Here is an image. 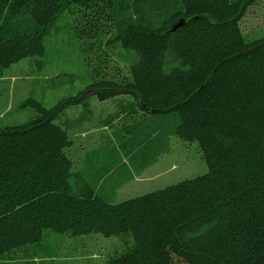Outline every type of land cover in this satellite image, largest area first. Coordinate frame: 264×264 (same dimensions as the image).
Instances as JSON below:
<instances>
[{"label": "trees", "instance_id": "trees-1", "mask_svg": "<svg viewBox=\"0 0 264 264\" xmlns=\"http://www.w3.org/2000/svg\"><path fill=\"white\" fill-rule=\"evenodd\" d=\"M257 1L0 0V78L42 56L68 13L89 93L130 96L140 116L118 130L129 136L123 158L98 149L76 169L73 139L56 120L86 96L51 107L22 100L28 119L0 126V264L45 229L130 232L132 247L104 264H264V34L246 39L239 26ZM171 134L197 142L207 171L113 201L133 174L123 159L141 161L138 173Z\"/></svg>", "mask_w": 264, "mask_h": 264}, {"label": "rangeland", "instance_id": "rangeland-1", "mask_svg": "<svg viewBox=\"0 0 264 264\" xmlns=\"http://www.w3.org/2000/svg\"><path fill=\"white\" fill-rule=\"evenodd\" d=\"M245 13L239 26L246 35V39L262 36L264 34V0H258ZM70 18L68 13H64L57 19L44 40L45 52L42 56L25 57L4 69L3 77L0 78V126L28 119L31 108L19 105L29 96L42 102L45 107H51L60 98H68V96H86L84 99L89 104L97 99L93 98L87 89V84L91 80L88 71L90 68L83 59L78 29ZM60 73L65 74L63 78L53 79ZM102 103L103 106L99 111L112 107L116 118H113L108 129H98L92 133V145L99 146L98 148L109 146L114 140L115 143L125 141L129 137L126 133L119 131L120 134H114L113 130L123 127L124 125H121L123 121H127L126 123L132 126L135 122L131 121L136 118L135 111H137L136 103L126 95H119ZM82 105L83 103L80 102L73 105L71 109L67 108L56 122L63 126L66 121L68 125L74 124L75 112L80 110ZM171 118L176 119V115ZM97 121V118L92 121L95 127H99ZM68 129L70 137L75 141L74 129ZM168 138L161 149L156 148L143 160L144 165L154 161L157 163L151 173L153 177H145L143 180L129 183L127 188L130 189L124 187L117 191L113 201L140 195L207 171V165L202 159L197 142L183 141L176 134H171ZM73 150V148L70 149L75 158ZM123 160L133 173L136 172L132 162H128L127 158ZM140 163L141 161L134 166H139ZM43 231L44 235L38 243L15 249L12 253L13 259L4 264H104L116 253L131 248L133 244L130 232L105 236L94 232L69 235L49 229ZM175 261L174 264H180L177 259Z\"/></svg>", "mask_w": 264, "mask_h": 264}, {"label": "crops", "instance_id": "crops-1", "mask_svg": "<svg viewBox=\"0 0 264 264\" xmlns=\"http://www.w3.org/2000/svg\"><path fill=\"white\" fill-rule=\"evenodd\" d=\"M102 102H105V100L99 101L96 99L95 102H92L90 104L86 100L83 101L82 102L83 105H82L81 109L77 110L75 112L76 113L75 117H74L75 123L72 125H68L69 123H68V121H66V123L64 124L66 127L62 125L67 130H69L68 128H73L74 132L76 133V136L74 135L76 140L74 141V139H73V145L71 147V149L72 148L74 149L73 151L75 153V158L73 157V159H74V164H75L76 169L83 167L84 163L86 162V161L84 162L86 154L88 157L92 151H95L98 149H101L104 152L110 151L114 155H118L119 158H121V157L123 158V154H122L123 150L121 149L122 148V146H121L122 142L117 141V143H115V140H114V142L111 145L102 146L101 148H98L99 146L92 145L93 144L91 142V141H93L92 133L94 132V130L108 129L109 126H111V124H112L111 122H113L112 121L113 118H116L114 116L115 114H113L114 110L112 109V107H111L112 110L110 109V107H108L107 110H105L106 109L105 108L104 111H99L100 107L103 106ZM72 107L73 106L69 107V109H71ZM114 109H115V107H114ZM64 111H66V110H64ZM64 111L60 114V117L63 113H65ZM135 115H136V118H134L133 121H131V122H134L135 120H138V118H140V116H138V112H135ZM96 118L98 119V121L96 123L99 125V127H95V125L93 124L94 122H92ZM87 121H90V122H87ZM123 122L126 123L127 121H123ZM124 123H121V125H124ZM105 132H107V131H105ZM117 132H119L117 130V128L115 130H113L114 134H117ZM132 148H133V146L126 147V149H129V153H128L129 155H133V153H134V149H132ZM103 154H106V153H103ZM80 155H82V156L79 158ZM156 164L157 163H155V161H154L153 163L145 165V167L142 168L140 171H138V173L134 172L133 174H131V178L126 180L124 183H121V185L116 188L117 189L116 191L122 190V189H124V187L126 189H130V188H127L128 184L133 182V181L143 180L145 177L152 178L153 175L151 173H152L153 169L155 168Z\"/></svg>", "mask_w": 264, "mask_h": 264}]
</instances>
